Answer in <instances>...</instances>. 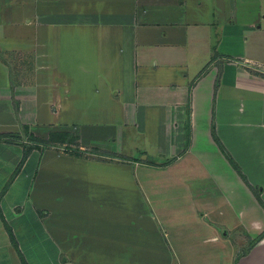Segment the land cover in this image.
<instances>
[{"label":"crops","instance_id":"0c3cea01","mask_svg":"<svg viewBox=\"0 0 264 264\" xmlns=\"http://www.w3.org/2000/svg\"><path fill=\"white\" fill-rule=\"evenodd\" d=\"M251 67L264 0H0V264H264Z\"/></svg>","mask_w":264,"mask_h":264},{"label":"trees","instance_id":"16d2710c","mask_svg":"<svg viewBox=\"0 0 264 264\" xmlns=\"http://www.w3.org/2000/svg\"><path fill=\"white\" fill-rule=\"evenodd\" d=\"M11 136L13 137H18L17 134H12ZM31 141H33L34 143H38V144H42V145H47V140H42V139H38V138H35L33 136H29L28 137ZM189 140H190V134H189V131H188V127L186 129V146L189 144ZM221 151L224 153V155L230 160V162L233 164L234 168L236 170H239L237 165L234 164L232 158L230 157V155L228 154V152L226 151V149L222 146V144L216 139ZM28 153H29V149H24V152H23V156H22V159H21V162L18 166V169L19 167L21 166V164L24 162V160L26 159V157L28 156ZM23 264H26L25 260H23Z\"/></svg>","mask_w":264,"mask_h":264},{"label":"built area","instance_id":"2783aa9c","mask_svg":"<svg viewBox=\"0 0 264 264\" xmlns=\"http://www.w3.org/2000/svg\"><path fill=\"white\" fill-rule=\"evenodd\" d=\"M250 69H252L257 74L264 76V67H251Z\"/></svg>","mask_w":264,"mask_h":264}]
</instances>
